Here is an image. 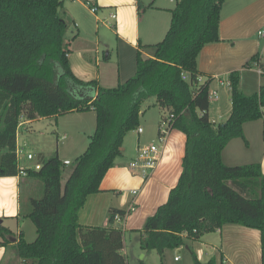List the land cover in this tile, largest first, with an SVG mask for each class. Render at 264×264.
Instances as JSON below:
<instances>
[{
	"label": "trees",
	"instance_id": "obj_1",
	"mask_svg": "<svg viewBox=\"0 0 264 264\" xmlns=\"http://www.w3.org/2000/svg\"><path fill=\"white\" fill-rule=\"evenodd\" d=\"M223 1L175 0L162 40L138 44L134 74L103 87L96 79H80L71 69L66 32L73 20L61 10L63 0H0V176L18 174L21 122L95 112L94 132L64 183L65 164L57 153H38L40 168L28 170L26 176L43 186L42 195L31 197L28 213L22 214L33 222L35 238L27 241L21 233L15 237L0 225L3 244L14 237L22 264H127L124 231L113 225L131 208H109L106 226L84 225L78 217L88 197L101 190L103 176L121 154L127 133L139 126L141 105L151 96L161 111L160 125L165 122L167 130L183 132L186 140L177 183L137 230L140 248L162 257L165 250L186 246L194 264H201L191 243L225 224H237L259 230L264 264V172L259 162L227 165L222 158L231 139L247 144L245 122L264 118V83L245 94L240 72H230L231 109L224 122L215 124L208 114L210 80H199L197 68L203 45L220 40ZM149 47L153 53L145 55ZM257 58L252 56L247 64L255 66Z\"/></svg>",
	"mask_w": 264,
	"mask_h": 264
},
{
	"label": "crops",
	"instance_id": "obj_2",
	"mask_svg": "<svg viewBox=\"0 0 264 264\" xmlns=\"http://www.w3.org/2000/svg\"><path fill=\"white\" fill-rule=\"evenodd\" d=\"M68 1L70 2L68 6L62 4L63 10L72 18L71 24L76 26V30H72L70 37L68 36L71 40L69 53L71 69L80 79L86 81L96 79L100 85L103 82L105 67L111 68L115 80H119L121 72L126 69L133 68L135 71V51L138 44H153L163 37L169 27L170 9L175 5V0ZM92 6L97 8L93 14L102 12L101 16H93L96 22L92 28L95 29V35L88 34L89 26L79 18L78 13V9L87 11V8ZM106 10L109 11L107 14L110 17L115 14L112 24L109 25L104 18ZM99 24L102 26H98ZM101 27L110 31L115 40L100 35ZM260 29H264V0L223 1L219 19L220 40L203 45L197 56V68L201 72V77L209 78V88L215 90L217 94V99L211 100L209 105L208 114L211 122L215 124L224 122L230 112L228 85L230 72L234 70L240 72V86L245 94L257 91L264 83V74H259L254 66L247 64L254 55L258 57L257 64H264V37L258 35ZM143 53L148 55L144 51ZM122 67L124 68L121 70ZM44 118L37 117L31 121L21 122L16 137L17 147L23 151L29 148L28 152L36 155L42 153L30 149L34 145L28 142L26 135L27 131L34 129L32 124L34 121ZM160 119L161 111L158 106L153 116L147 111L139 118L138 127L141 131L135 129L131 131L133 135L127 133L121 146V154L115 158L114 166L107 170L101 180V190L90 195L79 211L78 219L81 224L106 226L109 208H131L132 211L124 220L113 225L124 231L123 252L127 264L128 244H125V235L130 232L129 240L134 243L130 244L132 256L133 250L138 248V253H142L141 258H145L147 252L139 246L140 233L137 230L142 228L146 218L152 215L159 205L166 202L169 191L177 183L182 170L186 137L183 132L176 129L168 130L161 136ZM263 127L264 118L245 122L243 133L247 144L242 138L231 139L222 152L224 163L238 165L259 162L264 172ZM64 137L66 134L61 135V138ZM152 143L158 146V160L149 176L143 178L133 173L130 168L127 169V164L136 158L139 147ZM27 178L29 177L0 176V225L11 230L15 237L21 233L25 239L21 224L26 217L21 213L20 185ZM40 189L42 192V186ZM13 220L16 221V230L12 229L9 223ZM132 231L136 233L133 235ZM212 236L215 237H212V240L216 239V244L208 241V244H214L211 250H201L199 253L200 256H206L207 261L214 259L215 264H261L259 230L237 224H225L213 231ZM9 240V243L4 244L15 242L14 237ZM3 241L0 236V261L7 251V246L1 245ZM192 244L196 250L202 243L194 241ZM178 249L180 248L174 250ZM166 253L171 254L170 250H165L164 255ZM173 261L179 262L180 256L177 260L173 258Z\"/></svg>",
	"mask_w": 264,
	"mask_h": 264
},
{
	"label": "rangeland",
	"instance_id": "obj_3",
	"mask_svg": "<svg viewBox=\"0 0 264 264\" xmlns=\"http://www.w3.org/2000/svg\"><path fill=\"white\" fill-rule=\"evenodd\" d=\"M70 2L68 0H63V6H68ZM77 5V3H75ZM63 6L61 7V10H63ZM109 11H104V16L106 24H112V19L110 16H108ZM79 18L86 24H88L87 32L88 34L92 33L95 35V29H92L94 26L93 16L99 15L101 16L102 12L98 11L97 14H93V12L90 11V8H87L86 10L78 9ZM98 26H102L99 24ZM76 30V26L74 24H69V28L67 29L66 35L67 37L71 35V31ZM167 31V30H166ZM166 33V32H165ZM164 33V35H165ZM99 34L105 37L110 38V40H115V36L110 34V31H108L106 28L101 27L99 30ZM163 35V37H164ZM162 37V38H163ZM159 39L158 41L162 40ZM157 41V42H158ZM156 43V42H155ZM154 44V43H153ZM146 54L150 55L153 53V49L149 47L145 50ZM102 49L100 50V58L102 59ZM136 56V51H135ZM116 67V66H115ZM124 67L121 68V70ZM133 68L131 70L126 69L125 71L121 72V76L119 80H115L113 78L114 75H112L111 68L108 69L105 67L103 70V82H101V85L103 87H113L117 85L118 83H122L125 81L128 77L134 74ZM157 105L155 104V98L153 96L147 98L143 101L141 105V115L140 118H142L143 114L145 112H150L151 116H153L154 111H156ZM143 112V114H142ZM262 121V119H261ZM33 130L27 131L26 138L30 144L34 145V150L42 151L44 157H49L53 154H58L59 158L64 160H69L71 163L67 165H63L64 170L62 174V183L66 180L70 168L72 166V162L78 157L87 147L90 136L94 132L95 129V112L90 109L88 111L84 112H67L63 114H59L56 116H50L45 117L44 119H38L34 121L33 123ZM62 134H66V137L61 138ZM130 134L133 135V133L130 131ZM244 144V143H243ZM33 150V151H34ZM29 151L28 149H25L23 152L20 153V164L22 165H32L34 163V160H27L25 159V154ZM35 154V153H33ZM129 162L127 164V169L129 168ZM34 183V184H33ZM36 183L38 184V187H36ZM40 186H42L41 181H36L33 179V177H29L26 180H23L20 185V204H21V213L26 214L28 213L30 209V198L31 197H40L42 195ZM43 189V186H42ZM11 225V228L16 230V221L13 220L9 222ZM22 228L25 232V237L28 241H32L33 237H35V226L33 222L26 218L24 223L21 224ZM18 227V226H17ZM138 232V231H137ZM130 234V232H128ZM125 235V244H128V264H161V261H163L164 264H194L193 257L191 255L190 250H188L185 246L181 247L178 250H170L171 254L169 253L165 254L164 256H160L155 250L145 251L146 257L141 258L142 253H138V248L133 250L134 256H132L131 253V245L134 244L133 242H130L129 240V234ZM135 231H132L131 234H135ZM213 235V232L204 233L200 240H196V243L201 244L200 246H197V249L194 250L193 244L191 243V249L194 252L196 258L202 262L205 263L207 261L206 256H200L199 253L201 250H211L212 245L216 244L215 240H212V237L215 238ZM208 241H212L214 244H208ZM201 242V243H200ZM3 246H7L6 248V254L3 258H1L0 264H22L21 260L16 256L15 249L13 246V243L11 244H3ZM138 246V245H137ZM135 248V247H134ZM175 251V252H174ZM174 255L180 256V261L175 262L173 261Z\"/></svg>",
	"mask_w": 264,
	"mask_h": 264
},
{
	"label": "built area",
	"instance_id": "obj_4",
	"mask_svg": "<svg viewBox=\"0 0 264 264\" xmlns=\"http://www.w3.org/2000/svg\"><path fill=\"white\" fill-rule=\"evenodd\" d=\"M96 7L92 6L90 7L91 12H96ZM112 18H115V14L111 15ZM258 35L261 37H264V29H260L258 31ZM259 74H262L264 72V65L260 66L258 64H255L254 66ZM182 78L186 79L187 75L183 74ZM199 80H202V77H199ZM208 99L209 101L213 99H217V94L215 90L208 89ZM264 116V114H263ZM161 136H163L168 130L166 127V123H161L160 127ZM137 131H141L140 127H137ZM23 151L22 148L16 146V156H17V163H18V174L16 176L24 177L28 174L29 169L38 170L41 166V164L36 159V154H33L32 152H27L25 154V159L27 160H34V163L32 165H22L20 164V153ZM159 155V149L158 146L154 143L141 146L138 148L137 156L134 160H132L129 163V168L131 171L135 174L141 175L143 178H147L151 172V170L154 168V166L157 163ZM63 163L65 165L70 164L71 162L69 160H64ZM135 193V192H134ZM116 220H119L120 217L117 215ZM179 256H175L174 259L177 260Z\"/></svg>",
	"mask_w": 264,
	"mask_h": 264
},
{
	"label": "water",
	"instance_id": "obj_5",
	"mask_svg": "<svg viewBox=\"0 0 264 264\" xmlns=\"http://www.w3.org/2000/svg\"><path fill=\"white\" fill-rule=\"evenodd\" d=\"M0 224H1V219H0Z\"/></svg>",
	"mask_w": 264,
	"mask_h": 264
}]
</instances>
